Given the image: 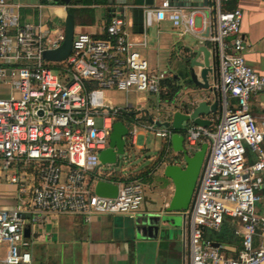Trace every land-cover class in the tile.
Segmentation results:
<instances>
[{"label":"built area","instance_id":"built-area-1","mask_svg":"<svg viewBox=\"0 0 264 264\" xmlns=\"http://www.w3.org/2000/svg\"><path fill=\"white\" fill-rule=\"evenodd\" d=\"M227 1L211 0L212 27L203 35L214 44L217 59L216 121L210 118L209 126L190 122L183 130L188 151L203 141L209 144L192 206L185 211L188 264H264V212L259 210L264 200V118L257 122L249 108L252 95L264 91V75L246 62L242 12L224 9ZM14 5L0 0V168L29 169V183L15 173L9 181L30 195V222L48 213L90 220L94 214L135 212L144 199L140 179L106 173L99 153L119 118L128 124L132 146L141 130H150L164 140L166 153L173 130L157 125L160 120L152 116L154 122L141 120L137 109L131 116L119 113L104 91L158 94L167 74L149 67L129 39L121 13L112 14L103 38L74 34L69 55L49 66L43 52L62 43L64 29L25 22ZM144 12L146 25L152 18H168L190 34H203L195 29L197 7L186 11L169 0H154ZM247 150L255 154L254 161L247 160ZM100 174L118 185L115 197L94 192ZM227 218L239 237L234 254L227 252L230 247L213 246L205 235L220 231ZM28 220L18 208H0V244L6 245L0 264H30V252L22 248Z\"/></svg>","mask_w":264,"mask_h":264},{"label":"crops","instance_id":"crops-1","mask_svg":"<svg viewBox=\"0 0 264 264\" xmlns=\"http://www.w3.org/2000/svg\"><path fill=\"white\" fill-rule=\"evenodd\" d=\"M143 1L112 0L110 3L109 0H99V3H96V0H90L87 3L72 4L71 0L65 4L63 0L62 2L11 0L13 4H16L14 9L25 22L41 23L52 30H63L66 13L69 9H73L75 13L74 34L85 32L95 38L103 35L104 26L109 22L112 14L122 13L126 7H129L130 15L125 16L129 39L137 43L136 49L147 59L151 69L167 74L163 81L168 80L173 85L179 86L177 94L165 102L161 100L160 94H157L158 103L164 102L167 105L166 115L169 116L175 110L186 111L189 106H193L201 99L206 100L209 105L212 104L215 98L212 92L199 90L188 76V48L204 44L210 52V60L217 63L214 44L203 37L211 31L212 27L213 15L209 9L211 0H208L207 5H176L184 7L186 11L197 7L199 12L195 16V29L202 32V36L184 31L183 26H175L168 18L160 21L152 18L149 25L143 22L142 32L135 30L132 11L136 7L143 8ZM160 1L155 0V4H159ZM98 7L102 8L98 14L87 11ZM222 7L229 10H241L240 30L245 41L243 56L248 64L264 75V0H229L223 2ZM44 8H47L46 11H42ZM162 21L169 23L164 25L165 30L159 28ZM153 23L158 25L157 35L150 37L147 29ZM186 34L191 36L187 37ZM199 59H202V55ZM196 71L198 72V69ZM210 77L209 74L208 80L211 84ZM167 89L166 85H161V91L166 90L164 92L166 93ZM1 94H7V90H2ZM107 100L110 102L109 99ZM125 101L120 108H124L126 112L137 109L141 115L145 112L150 114L148 110L139 106L146 103L145 97L139 100L136 108H133L127 99ZM249 108L257 122L264 118V91L252 95ZM216 115L214 112L204 117L211 118L213 121ZM139 135L146 136L145 130H141ZM164 144L163 140V146ZM131 148L144 150L145 145L132 146L130 144ZM170 149L171 147H168L165 156L167 163L173 162V157L178 154L175 151L170 152ZM262 149L264 150V143ZM246 158L249 162L254 161L255 154L247 150ZM149 160L153 162L156 159L152 156ZM158 163L152 168L151 165H145L141 168L127 170L124 174H117V178L122 180H131L132 177L140 179L141 183L145 179L150 180L149 183H142L144 199L139 209L133 213L94 214L90 220H86L85 216L79 214L48 213L43 215L37 223H32L30 222L32 215L30 195L27 190H21L19 186L9 181L10 175L15 173L24 177L26 183L30 182L29 169H23L22 166H12L6 170L0 168V208H18L25 212L26 218L29 219L27 223L30 228L29 236L24 237V240L29 238L30 244L26 243L22 248L30 252V264H188L183 212L165 211L164 208L172 197L174 185L172 180L163 174V163L160 166ZM259 210L264 212V200ZM155 215L161 216L156 222L157 230L153 231L151 236L140 233L141 227L149 225V220ZM172 217L177 218L178 225L169 223V218ZM182 219L183 223H181ZM208 236L213 243H218V246L230 247L228 253L234 254L232 250L237 251L240 248L239 237L236 235L234 239L222 236L215 239ZM5 249L6 245L0 244V258L4 256Z\"/></svg>","mask_w":264,"mask_h":264},{"label":"water","instance_id":"water-1","mask_svg":"<svg viewBox=\"0 0 264 264\" xmlns=\"http://www.w3.org/2000/svg\"><path fill=\"white\" fill-rule=\"evenodd\" d=\"M65 4H68L71 0H63ZM174 5L185 6H200L207 5L208 0H169ZM111 3L112 0H109ZM154 0H144L143 4L151 5ZM144 6L136 7L132 11L134 29L142 32L144 22ZM74 35V16L72 13L67 12L64 18V40L62 43L53 49H46L43 52V57L50 61L64 60L71 51L72 39ZM189 50V78L193 84L200 90H208L215 96L217 93L214 84L217 82V63L209 58L210 52L204 44L198 45ZM202 55V59L199 57ZM198 69V72L196 71ZM211 75L212 83L208 80V75ZM197 91V90H196ZM190 107V108H189ZM188 110L180 111L175 110L171 112L168 119L165 121H155L157 125L172 128L173 133L170 137V147L178 154L173 157V162L167 163L165 156L161 157L158 165L163 163V174L170 178L174 185V191L168 205L164 208L166 212H183V217L186 222L187 209H190L193 203V199L197 190L199 178L203 170L208 152L209 144L206 141L201 142L200 146L191 154L184 147V134L183 130L185 124L195 123L197 125L209 126L211 120L205 118V115L214 113L218 108V101L214 98L212 104L204 99L199 100L193 106H189ZM117 111L121 114L131 116L133 111L126 112L124 108H118ZM150 122H154L153 118H149ZM128 134V124L124 119H117L113 123L112 130L109 135L108 146L99 153L100 165L104 167L106 173L115 174L116 167L119 165L120 156L125 154L126 150V136ZM112 166L111 170L107 167ZM264 188V184L262 185ZM118 185L111 182L105 175L100 174L94 185V192L97 195L105 197H115L117 194ZM161 218V216H158ZM156 215L149 220V225L141 227L140 233L152 235L153 231L157 230V224L159 218ZM147 220V221H148ZM171 225H178L177 218H169ZM183 223V219L181 220ZM156 224V225H155ZM185 227V223L183 225ZM29 226L24 229V236H29ZM213 246H218V243H212Z\"/></svg>","mask_w":264,"mask_h":264},{"label":"rangeland","instance_id":"rangeland-1","mask_svg":"<svg viewBox=\"0 0 264 264\" xmlns=\"http://www.w3.org/2000/svg\"><path fill=\"white\" fill-rule=\"evenodd\" d=\"M96 1H97L96 3H99V0H96ZM46 9L47 8H44V9H42V11H46ZM101 9L102 8L98 7L96 9L93 8V10H87V11L88 12L93 11L94 13L98 14L101 12ZM121 14L126 16V17H129V15H130L129 7H126L124 9V12H122ZM168 24L169 23L167 21L160 22V24H159L160 30H165L164 25H168ZM157 27H158V25H156L155 23L151 24L148 27L147 32H148L150 37L157 35L156 34L157 29H158ZM186 36L189 37L191 35L186 34ZM46 64L49 66H53V67L58 65V63L56 61H50V60H47ZM210 80H211V84H213L211 77H210ZM104 95L107 99L110 100V106L116 107V108L122 107L124 105V103L126 102L125 101L126 99H127V102H129L133 105V108H136L138 106L137 103L139 102V100L142 97H145L146 103L143 105H139V106H141L143 109L148 110L150 112V115L153 118H158L161 121H165L168 119V116L166 115L167 105H166V103H164L166 100H164V102L159 104L157 94L131 90L126 95L124 92L117 91L115 89H108V90L104 91ZM214 120L216 121V118ZM145 135L146 136H143V135L137 136L136 145H141V146L145 145L144 150H138L136 148L130 149V143H129L128 134H127L126 141H127L128 145H126L125 154L120 156L119 165L115 168L116 169L115 171H118L117 174H124L127 172V170L129 171V170H133L134 168H141L145 165L150 166L152 164V160L150 161L149 159L152 156H154L155 159L160 156L161 150L163 149L162 138L159 136H156L154 134V132L150 131V130H145ZM198 147H199V144H197L193 148H190L189 152L192 154ZM170 152H173L172 148L170 149ZM107 168H108V170H111L113 167L110 166ZM149 181H150L149 179H145L143 182L146 184V183H149ZM234 229H235V223L232 222L230 218H227V219H225L223 226H222V229L220 231L208 230L207 234L210 235L212 238H217V237L224 235V238L234 239L235 238ZM37 231H39V230L37 229ZM23 242L25 244L26 243L30 244V239L27 238Z\"/></svg>","mask_w":264,"mask_h":264},{"label":"trees","instance_id":"trees-1","mask_svg":"<svg viewBox=\"0 0 264 264\" xmlns=\"http://www.w3.org/2000/svg\"><path fill=\"white\" fill-rule=\"evenodd\" d=\"M56 1H58V2H62V0H56ZM89 1H90V0H72V4H78V3L81 4V2H83V3H87V2H89ZM68 12L72 13L73 16H74V18H75V13H74L73 9H69ZM103 37H105V33H103V35L100 36V38H103ZM161 85H166V86L168 87L166 93H164L166 90L163 92V91H161V89H160L159 94H160V98H161V100H163V101H164V100H167V99L170 100L171 97L173 98V97L177 94V92L179 91V86H178V85H173V84H172L170 81H168V80H167V81H166V80L163 81V83H162ZM162 87H163V86H162ZM133 113H134V112H133ZM150 117H151V115L145 112V113H142V115H141V120L148 122ZM211 127H212V126H211ZM164 153H165V144H164V146H163V149L161 150V154H160V156H159L158 158H156L155 161L152 162V164H151V168L154 167V165L160 161V159H161V157L164 155ZM151 168H150V169H151ZM143 174H144V172H143ZM142 176H143V175H142ZM132 179H134V177H132ZM221 229H222V228H221ZM205 235H206V237L210 238V237L208 236L207 232L205 233ZM222 237H224V235H222ZM210 239H211V238H210ZM215 239H219V237H217V238H215ZM228 242H230V241H228Z\"/></svg>","mask_w":264,"mask_h":264}]
</instances>
